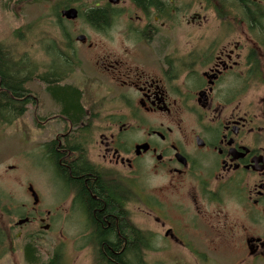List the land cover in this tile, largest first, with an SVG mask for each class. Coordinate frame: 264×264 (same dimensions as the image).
I'll use <instances>...</instances> for the list:
<instances>
[{"label":"flooded vegetation","instance_id":"af4514ba","mask_svg":"<svg viewBox=\"0 0 264 264\" xmlns=\"http://www.w3.org/2000/svg\"><path fill=\"white\" fill-rule=\"evenodd\" d=\"M22 4L42 8L65 47L36 76L57 112L33 97L52 203L41 208L37 191L23 226L104 264L137 262L140 241L149 264L159 238L198 261L225 251L232 264H264V0ZM54 80L80 94L79 116L48 92Z\"/></svg>","mask_w":264,"mask_h":264},{"label":"rangeland","instance_id":"374dc122","mask_svg":"<svg viewBox=\"0 0 264 264\" xmlns=\"http://www.w3.org/2000/svg\"><path fill=\"white\" fill-rule=\"evenodd\" d=\"M22 5V0H0V45L5 50L7 48V51H13L18 59H29L38 66L39 74L40 65L51 63V56L60 54L57 51L63 52L65 47L63 40L55 35L47 19L43 18L42 8L37 10L34 6H28L22 9ZM26 88L34 98L43 100L45 114L57 112L44 95L40 83L35 80L27 84ZM87 91L89 95V89ZM91 91L95 94L94 89L91 88ZM257 95H263V91ZM113 107V104H105V115H111ZM37 115L39 117L35 106L30 105L27 113L14 124L0 125V264H29L25 260L23 247L33 236L39 240L40 263L48 261L55 252H59L63 264H98L90 251L72 246L61 247L52 237L55 233H43L35 223L16 226L23 215L29 217L33 213L34 200L29 191L30 187L38 191L42 200L41 208L47 209L52 203L51 194L47 193L48 181L36 169ZM145 183L142 182V185L145 186ZM3 208H6L7 214L3 213ZM142 209L145 208L142 206ZM170 216L176 221L182 220L177 212H172ZM138 217L139 224L154 226L141 212ZM8 234L14 240L11 246L7 241ZM213 237L215 235L212 231L207 234L205 231L199 232L197 235V238ZM197 248L208 250L199 241ZM155 249L154 253L148 254L146 262L149 264H232L225 251H208L209 262L198 261L188 246L174 243L168 245L161 238L156 241Z\"/></svg>","mask_w":264,"mask_h":264},{"label":"trees","instance_id":"16d2710c","mask_svg":"<svg viewBox=\"0 0 264 264\" xmlns=\"http://www.w3.org/2000/svg\"><path fill=\"white\" fill-rule=\"evenodd\" d=\"M37 73V65L31 63L27 58H16L13 51H7V48L5 50V48L0 45V125L10 126L27 113L28 106L34 105L36 107L35 100L30 94V91L26 88V85L37 80ZM44 79L48 80L49 77H45ZM47 82L48 92L51 93L56 100L63 102L66 109L70 110L72 113L75 112L76 116H79V113L83 112V107L80 104V94L77 90H72L69 86L61 87L56 84L59 81L54 80L52 82ZM74 107H78V109ZM68 110H65L64 113L71 118L72 116ZM6 212V208H3V213ZM26 218L27 216L23 215L21 219ZM7 241L10 243V246L14 242V240L12 241V238H10V234H8ZM38 243L39 240L35 236L29 238L25 243L23 252L27 263L63 264L62 255L59 252H55L48 261L40 263V247ZM144 247L145 246H142L140 241L137 249V262L124 261L118 264H147L142 259V255H144L142 250ZM131 250L132 253L136 255V248H132ZM125 255L126 253L123 254V256Z\"/></svg>","mask_w":264,"mask_h":264},{"label":"water","instance_id":"95a60500","mask_svg":"<svg viewBox=\"0 0 264 264\" xmlns=\"http://www.w3.org/2000/svg\"><path fill=\"white\" fill-rule=\"evenodd\" d=\"M29 191H30V193L32 195V198L34 200V204H37L39 202V197H38L37 192L34 190L33 187H30L29 188ZM28 221H29L28 219H21V220L18 221V223L16 224V226L21 227V226L27 224Z\"/></svg>","mask_w":264,"mask_h":264}]
</instances>
